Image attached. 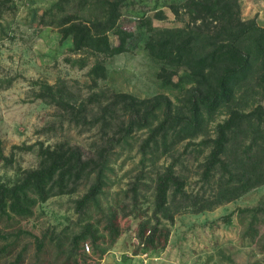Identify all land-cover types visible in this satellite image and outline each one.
<instances>
[{
    "label": "rangeland",
    "instance_id": "374dc122",
    "mask_svg": "<svg viewBox=\"0 0 264 264\" xmlns=\"http://www.w3.org/2000/svg\"><path fill=\"white\" fill-rule=\"evenodd\" d=\"M58 0H12L0 22V153L12 158V163L0 157V184L13 185L24 171L39 166V151L67 142L80 149L84 157L94 158L99 150H108L109 164L105 171V188L98 203L85 212L79 202L96 182L97 173L73 194L59 195L40 203L29 218L0 219V230L7 236L0 240V264H264V185L242 193L238 184H227L218 168L206 177V164L212 147L200 145L217 135L218 124L227 120L233 111L248 113L264 105V91L259 81L258 66L237 88L233 100L208 112L200 104V94L208 88L196 80L189 70L177 69L156 57L150 46L161 44L179 30L190 33L193 24L181 7L183 0H127L122 10L121 24L129 31L128 50L106 57L107 79L97 86L87 76L89 68L81 70L68 63L74 42L62 39L60 28L45 25L42 15ZM92 2L93 0H88ZM243 20L255 19L264 27V0H240ZM173 6L179 10L177 14ZM73 8L85 18L99 16L98 8ZM114 44L119 40L111 32ZM206 39L200 41V51H208ZM247 45L252 47L251 40ZM44 80L50 84L63 81L76 94L87 96L98 92L105 96V104L113 94H129L149 100L150 106L160 102L145 127L127 137V143L117 139L124 134L121 127L128 124L129 115L118 114L117 125L110 136L99 128L83 130L63 123L55 106L36 99L33 82ZM10 82V83H9ZM10 84V86H8ZM82 98V97H81ZM198 104L203 116L194 135L185 139L175 137L165 148L143 145L152 131L167 114L177 119L181 130L192 118ZM56 125V131H47ZM109 139L114 140L109 147ZM251 136L241 135L231 145L230 159L236 160ZM15 146L32 147L31 151ZM257 158L264 159V150ZM174 165L176 175L184 183L183 194L173 198L169 208L175 223L163 220L171 230L165 249L145 251L138 234L143 224L153 226L156 202V182L160 174ZM228 176V175H227ZM138 186L137 199L133 198ZM260 211L240 213V209ZM235 212L233 215L232 213ZM116 216L122 235L111 247L101 244L90 252L79 248L68 258L74 236L86 224L92 223L104 231L106 219ZM40 246L42 248L40 249ZM7 247V251L2 248ZM102 249L106 252L100 256Z\"/></svg>",
    "mask_w": 264,
    "mask_h": 264
},
{
    "label": "trees",
    "instance_id": "16d2710c",
    "mask_svg": "<svg viewBox=\"0 0 264 264\" xmlns=\"http://www.w3.org/2000/svg\"><path fill=\"white\" fill-rule=\"evenodd\" d=\"M12 0H0V22L4 11ZM127 0H58L42 15V21L47 26L58 27L62 39L73 38V54L77 58H67L68 63L81 70L89 68L87 76L91 83L97 86L107 79L105 58L127 51L131 36L121 24L122 10ZM98 8L99 16L85 18L72 12L73 8ZM181 7L189 16L194 29L190 33L179 30L163 43L153 44L154 55L177 69L185 68L196 80H200L208 88L204 95L200 94V104L208 112H213L224 103L233 100L237 88L254 72L257 65L259 81L264 91V27L258 25L255 19L243 20L240 0H183ZM82 9V10H83ZM174 11L179 14L176 6ZM72 10V11H71ZM113 32L119 40L114 44L110 38ZM206 39L208 51H200V41ZM251 40L252 47L247 45ZM10 83V82H9ZM10 86V84L8 85ZM36 99H40L59 109L63 123L80 127L83 130L99 128L101 134L110 136L111 130L117 125L118 114L129 115L128 124L125 121L121 130L124 134L117 143L126 144L127 137L136 129L147 125L161 105L156 102L150 106L149 100H143L129 94H113L110 102L105 104V96L92 92L87 96L79 93L63 81L50 84L44 80L33 82ZM82 97V98H81ZM202 110L196 104L193 107L192 118L184 127L177 131L175 121L168 113L165 120L151 133L143 145L146 151L152 147L167 148L175 137L185 139L194 135L200 125ZM178 121V120H177ZM56 125H48L47 131H56ZM195 132V133H194ZM251 136L249 144L245 145L236 160H231L230 149L239 137ZM109 147L114 140L109 139ZM200 145L212 147L206 164L205 175L209 178L218 168L222 170L227 184L237 183L242 193L264 185V159L257 158L264 150V105H258L253 111L243 113L231 112L229 118L218 124L217 135L212 140H203ZM15 149L31 151L32 147L15 146ZM40 162L36 169L24 171L22 178L13 185L0 184V219L13 217L29 218L34 215L38 204L49 199L78 191L81 185L88 182L97 173L96 182L88 194L79 202L80 212L87 211L93 203H98L99 196L105 188V171L109 164L108 150H99L94 158L86 159L83 152L67 142L57 143L54 147L41 146ZM1 159L12 163L3 152ZM228 175V176H227ZM184 183L178 178L174 165L160 174L156 182V202L154 216L156 223L150 222L140 227L138 237L145 251L165 249L168 245L171 230L163 220L175 223V217L169 208L172 197L175 198L184 191ZM133 198L137 199L138 186L133 188ZM260 211L257 208L240 209V213ZM235 212L232 213V215ZM104 231L92 223L86 224L83 231L74 236L73 248L68 258L76 255L79 248L85 252V244L90 241L94 249L101 244L113 246L122 235V230L116 222V216L106 219ZM7 236L0 230V240ZM42 246H40V249ZM7 251V247L2 248ZM106 252L101 250L100 256ZM23 262L19 254L16 264Z\"/></svg>",
    "mask_w": 264,
    "mask_h": 264
},
{
    "label": "built area",
    "instance_id": "2783aa9c",
    "mask_svg": "<svg viewBox=\"0 0 264 264\" xmlns=\"http://www.w3.org/2000/svg\"><path fill=\"white\" fill-rule=\"evenodd\" d=\"M85 249H86V251L89 253L90 252V245L89 244H85Z\"/></svg>",
    "mask_w": 264,
    "mask_h": 264
}]
</instances>
